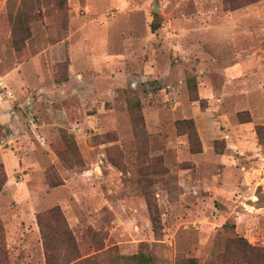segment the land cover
<instances>
[{
  "label": "rangeland",
  "instance_id": "374dc122",
  "mask_svg": "<svg viewBox=\"0 0 264 264\" xmlns=\"http://www.w3.org/2000/svg\"><path fill=\"white\" fill-rule=\"evenodd\" d=\"M0 187V264L264 263V0H0Z\"/></svg>",
  "mask_w": 264,
  "mask_h": 264
},
{
  "label": "trees",
  "instance_id": "16d2710c",
  "mask_svg": "<svg viewBox=\"0 0 264 264\" xmlns=\"http://www.w3.org/2000/svg\"><path fill=\"white\" fill-rule=\"evenodd\" d=\"M159 28H160V23H158L157 21L151 24L152 32H156ZM188 84L192 92H195L196 91L195 81L189 80ZM260 129L261 128H258V133ZM0 191H1V187H0ZM233 243L241 252H243V256H245V254L249 255L248 257L249 259H245L242 262H238L235 264H264L263 262H258V261L253 260L255 259L254 256L256 252H258V250L254 249L246 240L241 238V239H237L233 241ZM48 255H49V251H48ZM126 259L130 260L134 264H155V258L145 253H137V254L127 257ZM50 260H51V257L48 256V264H51ZM189 264H197V262L194 259H190Z\"/></svg>",
  "mask_w": 264,
  "mask_h": 264
},
{
  "label": "crops",
  "instance_id": "0c3cea01",
  "mask_svg": "<svg viewBox=\"0 0 264 264\" xmlns=\"http://www.w3.org/2000/svg\"><path fill=\"white\" fill-rule=\"evenodd\" d=\"M18 72V71H17ZM16 72V69H14L13 71H10L9 73H7L6 75H4V79H14L15 81H16V79H17V76H15V73H17ZM10 80H9V83H10ZM18 80V82H20V80L19 79H17ZM11 116V115H10ZM4 118V117H3ZM13 121V120H12ZM9 127L11 128L12 127V124H10L9 125ZM4 165H5V167H6V170L12 165V162L10 163V160H6V161H4ZM14 180V178L12 177V176H10L9 174H8V186H7V188H6V191L8 190V189H10V188H8V187H10V183H12V181ZM12 187V186H11Z\"/></svg>",
  "mask_w": 264,
  "mask_h": 264
},
{
  "label": "water",
  "instance_id": "95a60500",
  "mask_svg": "<svg viewBox=\"0 0 264 264\" xmlns=\"http://www.w3.org/2000/svg\"><path fill=\"white\" fill-rule=\"evenodd\" d=\"M159 9L158 8H155V11H158Z\"/></svg>",
  "mask_w": 264,
  "mask_h": 264
}]
</instances>
